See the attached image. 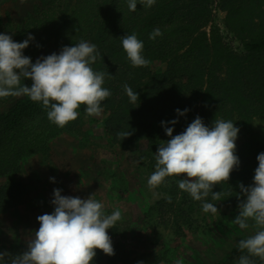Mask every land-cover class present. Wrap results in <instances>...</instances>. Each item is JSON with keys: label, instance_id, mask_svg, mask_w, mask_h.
Listing matches in <instances>:
<instances>
[{"label": "trees", "instance_id": "1", "mask_svg": "<svg viewBox=\"0 0 264 264\" xmlns=\"http://www.w3.org/2000/svg\"><path fill=\"white\" fill-rule=\"evenodd\" d=\"M9 1L15 2L0 0V34L16 42L33 36L24 50L31 60L50 43L61 48L84 40L97 46L100 57L91 67L110 74L103 84L111 92L101 103L104 129L123 150L153 133L158 145L170 139L162 121L169 122L175 136L199 116L209 127L215 119H224L240 129V165L230 178L242 181L258 162L264 139L253 131L252 122L264 116V0H221L226 25L242 39L243 53L228 46L213 23L214 0H156L150 8L137 0L134 12L128 0H31V10L19 19L7 7ZM3 8L7 10L2 14ZM156 28L162 35L149 39ZM132 33L144 44L142 55L150 61L146 67H133L123 49L121 37ZM160 64L165 66L155 68ZM21 83L28 86V79ZM124 84L139 94L135 103ZM177 109L189 111L179 116ZM79 114L92 117L84 105ZM172 120L178 123L172 125ZM79 122L78 116L61 128L49 121L39 102L0 98V214L25 201L26 186L14 178L21 162L47 153L50 141L73 132ZM120 131L131 135L122 140ZM226 252L217 249L214 257L206 254L203 259L208 263Z\"/></svg>", "mask_w": 264, "mask_h": 264}, {"label": "rangeland", "instance_id": "2", "mask_svg": "<svg viewBox=\"0 0 264 264\" xmlns=\"http://www.w3.org/2000/svg\"><path fill=\"white\" fill-rule=\"evenodd\" d=\"M14 1V4L9 1L7 7L17 19L32 8L31 0ZM212 13L224 42L237 53H243L242 39L226 25L227 12L221 9V0H214ZM209 29L205 30L209 32ZM75 44L70 42L66 46ZM61 49L53 43L47 44L32 62L52 53L59 54ZM32 83L28 79L29 87ZM105 118L103 112L91 118L79 114V126L73 132L50 141L47 153L21 162L14 178L25 184L27 194L17 208L0 214V253L15 256L27 250L29 234L40 227L37 217L54 211L51 203L54 189H61L62 195L81 199L96 193L106 213L121 211L122 219L108 230L115 254L108 256L97 250L93 264H176L177 260L182 264H238L239 257L247 255L237 248L239 240L258 230L251 220L247 229L232 222L239 215V203L246 199L239 184L246 187L253 184L258 162L242 181L233 177L224 187L216 185L214 192L224 191L222 200L213 201L210 193L207 201L216 204L218 211L205 213L202 201H195L179 189L177 181L186 177H167L159 187L149 188L147 181L155 171L159 148L155 133L123 150L106 133ZM252 128L264 139V116L256 117ZM217 249L227 252L205 262L204 255L214 257ZM253 259L256 264H264L259 258Z\"/></svg>", "mask_w": 264, "mask_h": 264}, {"label": "clouds", "instance_id": "3", "mask_svg": "<svg viewBox=\"0 0 264 264\" xmlns=\"http://www.w3.org/2000/svg\"><path fill=\"white\" fill-rule=\"evenodd\" d=\"M155 2L140 0L147 8ZM128 8L136 11L137 0H128ZM161 35L156 28L149 39L155 40ZM34 39L29 35L23 42H16L11 35L0 34V98L26 96L39 102L49 121L61 128L78 118L81 105L85 106L87 116H100L101 103L111 92L103 87L105 77L110 74L94 71L91 67L100 57L97 46L81 40L74 46L62 47L59 54L40 57L33 63L24 55V50ZM121 40L133 67L150 64L142 55L144 44L135 33ZM22 79H30L33 83L29 87L21 83ZM123 88L130 102L135 103L139 94L128 84ZM188 111L176 110L179 116ZM168 123L161 122L170 139L159 144L155 171L147 181L149 188L159 187L167 177H186L177 181L179 189L195 201H202L205 213L216 214V204L208 202L207 198L211 193L213 201H221L224 191L214 192L213 188L228 182L231 173L240 165L236 154L240 129L231 120L224 119H215L209 127L197 116L182 133L174 136V128L168 127ZM170 123L175 125L178 120ZM130 135V131L117 133L122 140ZM257 160L253 184L247 187L239 184L246 199L239 203V215L232 221L241 229H247L251 220L258 229L254 235L239 240L237 248L247 255H241L238 264H256L253 258L264 261V152L258 154ZM61 192V189H54L51 201L54 211L37 217L40 227L29 234L27 250L15 256L9 252L0 253V264H93L97 250L108 256L115 254L108 230L122 219L121 211L106 213L96 193L81 199L64 196ZM176 264L182 261L177 260Z\"/></svg>", "mask_w": 264, "mask_h": 264}]
</instances>
